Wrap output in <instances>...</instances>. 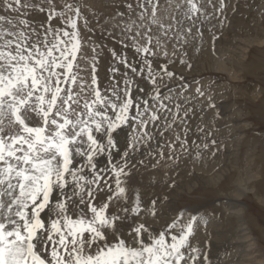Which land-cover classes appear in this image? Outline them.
I'll use <instances>...</instances> for the list:
<instances>
[{
  "label": "snow or ice",
  "instance_id": "snow-or-ice-1",
  "mask_svg": "<svg viewBox=\"0 0 264 264\" xmlns=\"http://www.w3.org/2000/svg\"><path fill=\"white\" fill-rule=\"evenodd\" d=\"M207 3L211 16L203 5L186 0L181 5V9L186 8L184 19L171 17L165 26L163 20L146 25L148 17L153 21L160 17L158 8L163 0H110L107 15L113 23L102 30L106 33L103 38L114 45L109 47L91 39L92 19L87 7L78 6L75 0L63 4L59 0H47L46 4L0 0V143L7 141L9 151L16 153L5 158L8 165L0 159V166H10L19 159L18 171L30 146L37 154L36 162H45L39 173L27 162L25 174L37 176L41 190L32 199L30 189L35 183L24 185L28 204L22 210L27 212L28 223L21 220L24 240L9 249L10 260L22 264H100L99 257L123 246L130 256L137 253L128 264H213L210 239L207 243L194 241L201 230L208 236V224L219 208L177 205L167 222L156 227L162 206L172 205L176 181L166 171L163 180L150 179V184L160 183L162 190L148 197L138 181L140 170L155 173L158 165L166 168L174 163L179 167L182 161L194 169L206 156L215 158L224 150L223 141L216 138L220 114L211 86L205 88L199 80L189 81L176 71L191 69L189 49L199 54L196 42L204 40L205 21H216L208 29L213 44L219 39L216 30L230 26L229 8L235 12L230 0ZM46 8L49 11L45 12ZM37 9L44 17L34 25ZM14 11L18 22L6 15ZM154 36L161 42H176L171 56L162 43H154ZM89 47L93 66L90 80H85L77 61L85 58ZM105 50L111 64L107 83L101 84L98 58ZM191 94L203 98L199 109L192 104ZM63 108L72 115L64 113L62 117ZM89 109L92 115L85 117ZM65 119L71 123L59 131L68 141L66 170L62 154L52 148L40 151L44 145L63 144L54 133ZM24 128L34 131L26 133ZM36 128L43 129L42 142L35 139ZM166 133L175 134L169 138ZM190 134L196 138L190 139ZM44 176H49L47 186ZM81 181L82 193L76 187ZM129 217L132 223H127ZM69 218L87 222V230L70 235L71 229L66 231L64 224ZM37 220L39 226L29 238L27 227ZM57 222L59 231L54 230ZM121 228L125 229L123 234ZM14 240L13 234L8 244ZM120 264H124L123 258Z\"/></svg>",
  "mask_w": 264,
  "mask_h": 264
},
{
  "label": "rangeland",
  "instance_id": "rangeland-1",
  "mask_svg": "<svg viewBox=\"0 0 264 264\" xmlns=\"http://www.w3.org/2000/svg\"><path fill=\"white\" fill-rule=\"evenodd\" d=\"M95 1L98 0H75L78 6L87 7V11L92 19V26L94 28L92 34L96 35L93 36L91 34V39L96 42L98 41L96 39H99L97 43H102L103 41V43L108 44L109 42V47H113L114 45L112 42L103 38L106 33H102L103 29L108 28L109 25L113 23L109 20L107 15L111 10V4L110 2L103 4L102 2L97 3ZM26 2L30 4L31 0H26ZM185 2L186 0H163L164 4H161L158 8V13L159 15L161 14L160 17L154 20V22L151 17H148L146 25L148 22L159 24L161 20H163L165 26H167L171 22V17L177 16L183 20V12L184 10L186 11V8H180ZM195 2L198 5H203L207 9L208 15L211 16L212 8L211 5L207 3V0H195ZM38 3L46 4L47 0H38ZM59 3L63 4L65 0H59ZM212 3H218V0H212ZM230 4L235 6V12H233L230 7L227 13L231 21L230 26L222 31L216 30V35L219 39L213 44L209 39L211 33L208 29L211 24L216 23V21H205L203 23L204 40L202 43L199 41L196 42V50L199 54L197 55L191 47L189 49L191 69L177 68L176 70L178 74L184 75L189 81L195 78L199 80L205 88L211 86V92L217 105L216 111L220 114V119L217 121L219 131L216 133V138L223 141L222 147L224 150L215 158L206 156V161L204 159L201 163H198L194 169L191 168V165L182 161L179 167L175 166L174 163L168 165L166 168L163 165H158L159 172L155 173L152 171L140 170L138 181L142 183L146 197L150 196L153 191L160 192L162 190V185L160 183L150 184L149 181L150 179H157L156 181L163 180V172L166 171L169 178L176 181L177 187L172 191V205L162 206V212L167 215L162 213V218L156 222V227H161L167 222V216L172 214V207L177 205H184L190 208L206 205L209 210L218 207L219 209L216 211L215 216L210 219V223L208 224V236H205L204 231L201 230V232L197 234L194 243L197 241L207 243V240L210 239L211 247L209 249V255L213 264H264V202L259 196L254 194L253 191L244 190L245 186L249 189L255 187L257 179L262 180L261 184L264 183V174L261 173V169L264 167V0H230ZM0 7H3V5ZM176 9H178L176 16L171 15V12H174ZM19 10V8L16 9V11ZM53 10H55V5H53ZM47 11H49V9L46 8L45 12ZM6 15L11 16L14 22H18L19 18H17L15 11ZM43 17L44 14L39 13L37 9L35 12L34 25H38ZM203 19L204 17L201 16V20ZM186 28L187 25L185 26V30ZM14 31L18 32L19 29L16 28ZM17 37L18 39H23V36ZM94 37L99 38L94 39ZM153 41L157 44L162 43V45L166 47L169 56L172 55V49L177 47L175 41L161 42L156 36H154ZM189 42L191 43V36H189ZM116 47L119 46L116 45ZM90 53H92L91 50ZM89 55L90 54L87 52L85 57L87 58ZM163 58V52H161V59ZM141 59H143V57H141ZM84 60L78 57L77 63L80 65L78 71L85 80H90L91 70L87 71L85 69V66L82 64ZM92 66L91 64L90 67L92 68ZM129 79H131V77H129ZM193 87H195V85H193ZM89 90H91V86ZM57 95H59V93H57ZM178 98L179 97H177V99ZM189 98L196 109H199L203 104V98H198L194 94H191ZM81 99H83V97H81ZM53 103H55V97H53ZM49 111H51V108ZM64 113L72 115L68 108H63L61 110L62 117ZM86 113H88L87 116L92 115V110L89 109ZM70 122V120L68 121V119H65L64 123L59 125L57 132L54 133L55 136H59L63 140V144L44 145L40 151L43 152L47 148H52L56 150L58 155L62 154L64 158L67 159L68 141L61 135L59 129L65 128L66 124L68 125ZM97 127H99V125H97ZM231 128L232 131H229ZM85 130L86 129L83 127L80 129L81 132ZM33 131L32 128H24V132L26 133H31ZM177 131L179 130L177 129ZM35 133V139L42 142L44 139L43 129L36 128ZM174 134L175 133H166V136L171 138ZM228 137L231 138L229 139ZM195 138V136L190 134V139ZM231 144H234L233 147ZM250 145H252L253 149ZM30 151L32 152L31 157L28 155ZM15 155V152H9L4 159L8 156ZM23 157L29 160L28 158H36L37 154L30 146L29 149L24 152ZM17 161L18 159L13 160L11 165ZM67 163L68 159L65 163V167ZM262 163L263 166L260 167ZM8 164V160L5 159V165ZM38 164H43L45 166V162L41 159L39 163L36 161L30 163V167L34 169ZM26 165V167H28V164ZM200 165L203 166L200 167ZM238 165L241 166L239 167ZM26 167L19 168L17 171L16 165L0 166V168H2L0 179L3 180V183H0V191L4 194L3 200L5 204L15 209H22V206L26 208L28 204L25 195L27 190H24V185L27 184L24 175ZM141 171H143V173ZM177 172L179 173L178 176L176 175ZM250 173L254 174L255 180L251 179L250 181V179H248L249 177H253ZM50 175L51 173H49V176ZM155 175L158 176V178ZM9 176H11V180H9ZM49 176L43 177L45 186L49 183ZM257 176L258 178L256 179ZM17 177L21 179L18 181ZM28 177L33 180L36 176L28 175ZM36 183L35 187L30 189L33 192L32 199H35L36 194L41 190V186ZM261 184L259 185V190L258 188H256V190H258L259 193L261 190L264 194V185L261 186ZM76 187L77 189L83 187V183L77 184ZM9 193L14 194V196H9ZM239 196L240 198H238ZM229 197L230 199H228ZM229 200L232 203V207H238V209L241 210L242 218H244L242 220L246 222L245 227L250 235L247 239L242 237L243 232L240 230L238 218L232 216L229 220L227 219V215H225L226 211L223 210L222 206ZM201 214L203 215V213ZM70 221H72L70 218L64 221V224L67 225L66 227L72 226L70 225L72 224ZM127 223H132L131 217H129ZM54 230L59 231V225H56ZM120 232L123 234L125 229L121 228ZM215 232H217L219 236L216 235L217 233ZM235 238L237 239L236 243ZM215 240L217 242H215ZM244 246L245 248H243ZM246 250L247 254L244 252ZM30 252L31 251H29V253ZM239 255H242V257ZM136 256L137 253L135 251L132 252L130 256L127 249L119 247L115 251L109 250L107 254L99 257V260L100 264H112L113 262L114 264H117V262L120 264V261L114 260H121V258H123L126 260V264H128V260L130 258L135 259Z\"/></svg>",
  "mask_w": 264,
  "mask_h": 264
},
{
  "label": "bare ground",
  "instance_id": "bare-ground-1",
  "mask_svg": "<svg viewBox=\"0 0 264 264\" xmlns=\"http://www.w3.org/2000/svg\"><path fill=\"white\" fill-rule=\"evenodd\" d=\"M177 1V0H176ZM179 1V0H178ZM181 1V0H180ZM95 2H102L103 4H105V3H107V2H110V0H98V1H95ZM84 3V2H83ZM164 4V3H163ZM184 4V3H183ZM170 5V4H169ZM1 6V5H0ZM105 8V7H104ZM105 9H108V8H105ZM104 9V10H105ZM181 9V8H180ZM100 10V9H99ZM170 10V9H169ZM177 10L178 9H176L174 12H171V15H175L176 16V14H177ZM162 11V10H161ZM165 11V10H164ZM185 11V10H184ZM40 13V12H39ZM167 13V12H166ZM161 15V14H160ZM164 15H165V13H164ZM165 17H166V15H165ZM18 18V17H17ZM105 18V17H104ZM97 19V18H96ZM102 19V18H101ZM168 20H170V19H168ZM102 21V20H101ZM100 21V22H101ZM107 21V20H106ZM153 21V20H152ZM154 22V21H153ZM97 32V31H96ZM93 35V34H92ZM96 35V34H95ZM95 35H93V36H95ZM97 36H98V34H97ZM18 38V37H17ZM95 38H99V37H94V39ZM96 40H98L99 41V39H96ZM97 41V42H98ZM102 43H103V41H102ZM108 44H109V42H108ZM88 53L90 54L89 56H87V58L85 57V60L82 62V64L85 66V69L88 71H90L91 70V64L93 65V61H92V57H93V54L92 53H90V50H88ZM99 59V64H100V67H99V78H100V82H101V84H104V83H107V77H108V71H107V69H108V67L110 66V64H111V58H110V56L107 54V51L105 50V52L98 58ZM91 74V73H90ZM87 114L88 113H84V116L85 117H87ZM77 119V122L79 123V118L77 117L76 118ZM69 121V120H68ZM67 123V122H66ZM71 123V122H70ZM235 124H236V122H235ZM67 125V124H66ZM230 125V124H229ZM236 126V125H235ZM229 127V126H228ZM234 127V126H233ZM235 128V127H234ZM241 128V127H240ZM229 131H232V128H231V130H229ZM235 131V130H234ZM236 131H237V129H236ZM231 134H232V132H231ZM230 134V135H231ZM224 136H226V135H224ZM235 136V135H234ZM234 136H232V137H234ZM242 136V135H241ZM237 137V136H236ZM229 138V137H228ZM231 138V137H230ZM229 138V139H230ZM228 140V139H227ZM226 140V141H227ZM237 142V141H236ZM241 142V141H240ZM235 143V142H234ZM261 144H263V143H261ZM232 145V147H233V145L234 144H231ZM9 146H11L10 144H7V142H3V143H0V153H2L3 155H0V159H4V157L6 156V154H8L9 152H11V151H9V149L11 148V147H9ZM230 146V145H229ZM251 147H252V145H250ZM263 147V146H262ZM255 148V147H254ZM249 149H250V147H249ZM252 149H253V147H252ZM251 149V150H252ZM228 151H229V149H228ZM250 151V150H249ZM248 151V152H249ZM262 151V150H261ZM31 152V151H30ZM233 152V151H232ZM248 152H247V154H248ZM250 153V152H249ZM29 155V154H28ZM263 158V157H262ZM29 160H27L25 157H23L22 158V160L25 162L24 164H20V167L19 168H25L27 165L26 164H28L27 162H34V161H36L37 159H38V157H36V158H28ZM247 159V158H246ZM230 160V159H229ZM66 161H67V159H65L64 158V163H66ZM205 161H206V159H205ZM19 163V159H18V161L16 162V163H13L12 165H10V166H13V165H16V167H17V164ZM204 163V162H203ZM202 163V164H203ZM239 164H241V163H239ZM201 166H203V165H200V167ZM239 166V165H238ZM241 166V165H240ZM239 166V167H240ZM261 166H263V163L260 165V167ZM45 166L43 165V164H38L34 169H36V172L37 173H39L40 171H41V169H43ZM199 167V168H200ZM249 167V166H248ZM260 167H258V168H260ZM204 168V167H203ZM245 168V167H244ZM255 168V167H254ZM263 169H261V173L262 174H264V167H262ZM65 169H66V167H65ZM225 170H227V169H225ZM231 170V169H230ZM142 173H143V171H141ZM145 172V171H144ZM244 172V171H243ZM246 173V172H245ZM259 173H260V170H259ZM146 174H148V173H146ZM25 175V181L28 183L29 181H34L35 183H36V181H37V185H40V182L37 180V176L32 180L30 177H28V175H26V174H24ZM160 175H161V173H160ZM223 175V174H222ZM250 175H253V177H247L248 179H250V181H251V179H253V180H255L254 179V174H251L250 173ZM156 176V175H155ZM197 176V175H196ZM142 177V176H141ZM157 178H158V176H156ZM259 177H260V174H259ZM148 178V177H147ZM161 178V177H160ZM159 178V179H160ZM204 178V177H203ZM258 178V176L256 177V179ZM74 179H79V177H74ZM157 180V179H156ZM216 180V179H215ZM219 180V179H218ZM239 180V179H238ZM247 180V179H246ZM202 181V180H201ZM261 181L262 180H260V179H257V184H256V186L255 187H253V188H251V189H249L248 187H244V190L245 189H247V190H250V191H253L254 192V194H256L257 196H259L262 200H263V202H264V194L262 193V191L260 190V193H259V185L261 184ZM246 182V181H245ZM81 183H83V181H81ZM216 183V182H215ZM80 184V183H79ZM146 184V183H145ZM195 184V183H194ZM193 185V184H192ZM262 185H264V183H262L261 184V186ZM160 186V185H159ZM238 186V185H237ZM236 186V187H237ZM153 188V187H152ZM256 188H258V190H256ZM79 189V192L80 193H82V190H83V187H80V188H78ZM157 190V189H156ZM146 191V190H145ZM158 192V191H157ZM146 194V193H145ZM150 194V193H149ZM240 194V193H239ZM243 194H244V191H243ZM172 195V194H171ZM242 195V194H241ZM9 196H11V197H13L14 196V194H12V193H9ZM3 197H4V194L0 191V244H3V247H0V264H22V262L21 261H19V260H15V261H13V260H10L9 259V249L11 248V247H13L15 244H16V242L17 241H20L21 243L23 242V240H24V237L23 236H21V234H20V232H21V228H22V225H21V220H23L24 221V224H27L28 222H27V219H26V217H27V212L26 211H24V210H22V209H15V208H12V207H10L9 205H7V204H5V202H4V200H3ZM235 197V196H234ZM238 198H240V196L238 197ZM220 199H221V197H220ZM228 199H230V197L228 198ZM227 199V200H228ZM226 200V199H225ZM234 200V199H233ZM225 202V201H224ZM221 203H222V201H221ZM231 202H230V200L229 201H227V203L226 204H224L223 206H222V208H223V210L224 211H226L225 213V215H227V219H229L230 220V218L233 216L234 218L235 217H237L238 218V222H240V230L243 232V235H242V237H245L246 239L247 238H249L248 236H250L249 235V233H248V230H247V228L245 227L246 226V222H244V220H242V219H244V218H242V213H241V210H239L238 209V207H232L231 206ZM236 205V204H235ZM234 205V206H235ZM63 205H61V207H62ZM238 206V205H237ZM226 209V210H225ZM244 215V214H243ZM36 222H38V223H36ZM70 222H72V224H70V225H72L71 227H66V231L68 230V229H71V232L69 233L70 235H75V233H77V232H83V231H85V230H87V222H80V223H77V222H75V221H70ZM224 222V221H223ZM229 222V221H228ZM69 223V222H68ZM163 223V222H162ZM57 225H59V223L57 222ZM69 225V224H68ZM7 226V227H6ZM37 226H39V221H34L33 222V224H31V225H28V227H27V233L29 234V238H31V236L32 235H34L35 233H34V229H35V227H37ZM67 226V225H66ZM9 228H11L12 230L10 231L9 230ZM237 229H238V223H237ZM215 230V229H214ZM210 231V230H209ZM236 231V230H235ZM214 232V231H213ZM218 232V231H217ZM217 232H215V233H217ZM219 233V232H218ZM218 233L216 234V235H218ZM226 233V232H225ZM235 233H237V232H235ZM15 235V239L16 240H14L13 242H12V244L11 245H9L8 244V239H9V237L10 236H12V235ZM238 234V233H237ZM241 234V233H240ZM221 235V234H220ZM219 236V235H218ZM231 236V235H230ZM240 236V235H239ZM233 237V236H232ZM231 237V238H232ZM236 237H238V236H236ZM208 238V237H207ZM212 238V237H211ZM221 238V237H220ZM236 239V238H235ZM240 239V238H239ZM218 240V239H217ZM224 240V239H223ZM229 240V239H228ZM245 240V239H244ZM243 240V241H244ZM236 241H237V239L235 240V243H236ZM246 241V240H245ZM244 241V242H245ZM211 242H213V241H211ZM215 242H217L216 240H215ZM231 242V241H230ZM233 242V241H232ZM240 242V241H239ZM238 243V242H237ZM211 244V243H210ZM217 244V243H216ZM230 244H232V243H230ZM213 245H214V243H213ZM245 245V244H244ZM222 246V245H221ZM233 246V245H232ZM121 247H123V246H121ZM218 247H219V245H218ZM217 247V248H218ZM226 247V246H225ZM215 248V247H214ZM243 248H245V246L243 247ZM3 250V251H2ZM29 251H31V247L29 246ZM216 251V250H215ZM220 251V250H219ZM236 252V251H235ZM246 254H247V250L246 251H244ZM216 253V252H215ZM214 253V254H215ZM240 253V252H239ZM238 253V254H239ZM243 254V253H242ZM228 255V254H227ZM240 257H242V255H239ZM215 257V256H214ZM216 258V257H215ZM245 258V257H244ZM117 259H119V258H117ZM225 259V258H224ZM240 259V258H239ZM114 261H121V260H114ZM219 262H220V260H219ZM218 262V263H219ZM230 262H232V261H230ZM242 262V261H241ZM112 263V262H111ZM228 263V262H227ZM112 264H114V262L112 263ZM117 264H118V262H117ZM124 264H126V260H124ZM229 264H231V263H229ZM233 264V263H232ZM241 264V263H240Z\"/></svg>",
  "mask_w": 264,
  "mask_h": 264
}]
</instances>
